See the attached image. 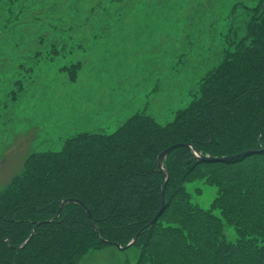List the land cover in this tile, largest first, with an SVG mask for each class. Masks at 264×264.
Returning a JSON list of instances; mask_svg holds the SVG:
<instances>
[{
    "label": "trees",
    "instance_id": "1",
    "mask_svg": "<svg viewBox=\"0 0 264 264\" xmlns=\"http://www.w3.org/2000/svg\"><path fill=\"white\" fill-rule=\"evenodd\" d=\"M242 9L248 10L247 34L226 41L224 58L174 120L161 124L137 114L114 133H80L57 151L27 157L23 172L0 190V264H79L91 249L108 245L95 225L103 238L121 245L140 232L135 264H192L193 257H205L203 223L213 228L218 260L263 264L264 0ZM174 143H193L216 157L263 150L208 162L189 146L174 149L165 159L166 209L147 226L162 205L165 175L157 158ZM201 178L217 187L213 210L191 203L188 183ZM68 198L83 201L92 218L84 206L69 203L53 221ZM176 203L180 212L171 208ZM41 221L29 244L15 248ZM223 221L234 226L236 240L226 237Z\"/></svg>",
    "mask_w": 264,
    "mask_h": 264
},
{
    "label": "rangeland",
    "instance_id": "2",
    "mask_svg": "<svg viewBox=\"0 0 264 264\" xmlns=\"http://www.w3.org/2000/svg\"><path fill=\"white\" fill-rule=\"evenodd\" d=\"M258 1L0 0V190L31 153L57 151L71 136L111 134L137 114L174 120L224 58L226 41L247 34L242 8ZM187 190L194 206L216 207L217 187L205 178ZM211 232L203 223L205 257L192 264H224ZM140 252L108 244L79 264H135Z\"/></svg>",
    "mask_w": 264,
    "mask_h": 264
},
{
    "label": "water",
    "instance_id": "3",
    "mask_svg": "<svg viewBox=\"0 0 264 264\" xmlns=\"http://www.w3.org/2000/svg\"><path fill=\"white\" fill-rule=\"evenodd\" d=\"M259 143H260V139H259ZM184 145L191 147L192 151L195 153L196 157L200 161H208V162L217 161V160L228 161V160L237 158V157L242 156V155L255 154L258 151H262L263 150V149H259V150L258 149H249V150H245V151H242L240 153H237L235 155H228V156L216 157V156H212L210 154L204 155L203 152L200 151V150H198L193 143L192 144H189V143H174V144L170 145L169 147H167L166 149H164L158 155V158H157V160H158V168L165 175V183L163 184V187H162V205H161L160 209L158 210V212L153 217V219L147 224V226H153L157 222V220L159 219V217L161 216V214L166 209L167 199H166V192H165V190H166L167 181L169 179V172L167 171V169L165 167V159L167 158V156L169 155V153L172 152L174 149H176L178 147H181V146H184ZM69 203H77V204H80V205L84 206L85 209H86L87 214L89 215V217L92 218V213H91L90 209L88 208V206H86L84 204L83 201H81L80 199L68 198V199L63 200L62 203L60 204V207L58 209V212H57L56 217L54 219H52L53 221H57L58 220L59 216L62 213L63 208L67 204H69ZM42 222H45V221L38 222L36 224V226L34 227L31 235L28 237V239L22 245H20L19 247H15V248L20 249V248H24L25 246H27L29 244V242L31 241L32 237L35 235V230H36L37 226L39 224H41ZM93 222H94V220H93ZM95 229L97 230L98 237H99V239L102 242L107 243L109 245H114L117 248H119L120 250H125V249H127V248L135 245V243L137 241V238L140 235V232H138L127 245H121L118 242H113V241H110L108 239L103 238L101 236V234H100V231H99L98 226L95 225Z\"/></svg>",
    "mask_w": 264,
    "mask_h": 264
},
{
    "label": "bare ground",
    "instance_id": "4",
    "mask_svg": "<svg viewBox=\"0 0 264 264\" xmlns=\"http://www.w3.org/2000/svg\"><path fill=\"white\" fill-rule=\"evenodd\" d=\"M190 144V143H189Z\"/></svg>",
    "mask_w": 264,
    "mask_h": 264
}]
</instances>
